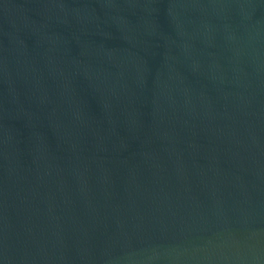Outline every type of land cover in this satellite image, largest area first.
Masks as SVG:
<instances>
[{"label": "water", "instance_id": "95a60500", "mask_svg": "<svg viewBox=\"0 0 264 264\" xmlns=\"http://www.w3.org/2000/svg\"><path fill=\"white\" fill-rule=\"evenodd\" d=\"M0 264H264V0H0Z\"/></svg>", "mask_w": 264, "mask_h": 264}]
</instances>
